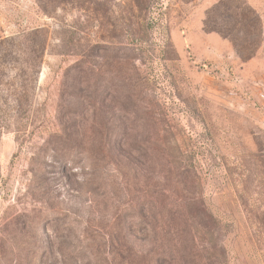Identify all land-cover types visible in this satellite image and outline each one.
Masks as SVG:
<instances>
[{
  "label": "rangeland",
  "instance_id": "1",
  "mask_svg": "<svg viewBox=\"0 0 264 264\" xmlns=\"http://www.w3.org/2000/svg\"><path fill=\"white\" fill-rule=\"evenodd\" d=\"M218 1L0 0V264H168L178 218L264 264V0L245 60Z\"/></svg>",
  "mask_w": 264,
  "mask_h": 264
},
{
  "label": "trees",
  "instance_id": "2",
  "mask_svg": "<svg viewBox=\"0 0 264 264\" xmlns=\"http://www.w3.org/2000/svg\"><path fill=\"white\" fill-rule=\"evenodd\" d=\"M205 25L227 38L241 59H249L254 55L260 40L261 21L258 14L244 0H219L206 12ZM183 222H186L183 218H178L171 224L166 222L167 226L165 224L160 228L161 232H156L165 239L164 245L159 246L155 252L158 262L159 259L164 261L167 257L170 258L165 261L168 264L198 263L195 235L190 232L181 234L182 231L175 228H179ZM184 242L187 243L186 246H182ZM116 253L123 256L120 247ZM129 254L138 255L135 251ZM96 260L99 264V259ZM126 264H132L131 260Z\"/></svg>",
  "mask_w": 264,
  "mask_h": 264
}]
</instances>
